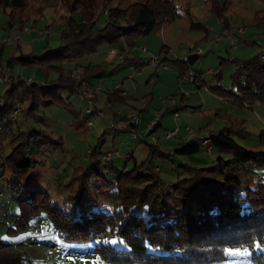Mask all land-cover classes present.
Listing matches in <instances>:
<instances>
[{
	"label": "rangeland",
	"instance_id": "rangeland-1",
	"mask_svg": "<svg viewBox=\"0 0 264 264\" xmlns=\"http://www.w3.org/2000/svg\"><path fill=\"white\" fill-rule=\"evenodd\" d=\"M171 1L180 16L139 39L134 49L121 40L118 44L103 46L99 52L69 59L62 65L63 69L73 73V78L91 66H102L104 72L83 83L84 93L63 90L60 102L41 106L40 115L49 119V125L30 119L25 122L22 116L26 104L19 105L17 111L20 113L15 112L14 116L23 128L26 131L31 128L43 130L56 143L42 149L34 146L32 151L37 164L21 175H13L8 169L3 171L0 178V240L6 248L14 247L25 253L34 264H113L105 262L91 242L64 240L45 213L32 219L24 231H13L20 212L17 198L31 190L47 191L52 202L59 203L62 208L76 202L75 199L67 202L69 198H66L80 195L81 175L90 164L89 151L100 145L102 154L119 155L112 160L121 173L125 168L130 171L135 165H142L149 157L150 146L160 144L168 153V158L156 160L166 200L181 208H187L188 203L174 196L171 184L177 182L184 165L204 167L220 156L231 159L230 152L218 148L208 154L207 146L203 144L201 151L194 155L174 154L181 141L210 137L234 124L250 133V136L235 134L240 146L261 150L259 135L264 130V102H242L217 89L234 91L239 96L233 81L237 69L235 62L264 53V0H219L220 14L213 11L206 0ZM107 7H110L109 2ZM100 12L102 10L97 9V14ZM72 14L75 20L81 19L80 12ZM25 15L23 23L17 17L14 27L10 28L9 15L0 9V101L10 84L1 81L5 77L1 66L8 69L16 82L20 77L28 84L43 85L59 78V73L43 67L24 66L17 57L43 53L46 47H60L71 12L61 0H28ZM107 20L105 13L98 14V27L105 26ZM193 23L200 25L192 27ZM46 29L53 33L48 37L40 36L39 32ZM17 35L22 38L20 45L14 40ZM4 40L11 42L4 43ZM141 48H146L147 53L141 52ZM111 50L116 54L110 53ZM197 51H201V57L188 64L186 70L182 69L180 63L198 54ZM122 54L124 59H118ZM153 56L158 58L155 65L151 63ZM132 57L138 58L142 66L137 71L127 62ZM12 58V66H8ZM261 59L264 63V57ZM209 71L213 72L210 76ZM180 72L185 73L181 80ZM190 73L197 77L196 83L191 82ZM111 93L117 96L112 103L108 102ZM93 111H102L103 116L91 114ZM134 115L140 117L136 132L127 130ZM154 124L160 125V130L152 132ZM187 128L193 133L186 131ZM165 130H177L178 135L168 139L163 134ZM134 133L138 139L132 138ZM1 142L9 154V141L2 139ZM104 155L100 156L101 160ZM104 173L109 179L114 177ZM256 176L264 181V169H258ZM91 184L88 181L86 191L81 193L85 198L89 196L85 200L90 202L103 195ZM229 252L241 254L229 255ZM259 252L264 253V246L257 248ZM251 257L252 252L248 250L228 249L227 259L215 264H254Z\"/></svg>",
	"mask_w": 264,
	"mask_h": 264
},
{
	"label": "trees",
	"instance_id": "trees-1",
	"mask_svg": "<svg viewBox=\"0 0 264 264\" xmlns=\"http://www.w3.org/2000/svg\"><path fill=\"white\" fill-rule=\"evenodd\" d=\"M114 1L116 5L112 4ZM207 1L212 10L220 14L219 0ZM27 3L28 0H0V9L11 19L10 28L14 27L17 17L24 22ZM61 3L71 12L62 34V45L55 49L46 47L40 54L17 57L24 66L43 67L59 73V78L40 85L28 84L19 77L17 82L9 84L3 101H0V178L4 169L13 175H21L34 168L37 160L32 148L42 149L56 143L43 130L31 128L26 131L23 128L14 116L19 105L26 104L22 116L25 122L30 119L49 125V119L40 115L41 106L60 102L63 90L84 93L81 89L83 83L104 72L102 66H91L73 78V73L62 67L66 61L99 52L103 46L115 45L121 40L134 49L139 39L180 16L171 0H61ZM97 9L102 10L98 14L108 16L103 27L97 25ZM74 12L81 13L80 20L74 19ZM199 25L193 23L192 27ZM1 53L2 50L0 57ZM200 57L198 54L189 56L180 63L181 68L186 70L188 64ZM261 57L264 53L235 62L237 69L233 81L239 96L221 88L217 89L219 93L233 95L242 102L248 100L251 104L255 100L264 102V63ZM13 60H9L8 66H12ZM127 62L142 67L138 58ZM184 74L180 72V80ZM108 95V102L116 100L115 94ZM127 128H135L133 121ZM160 128L154 124L152 132ZM236 128L233 124L216 135L178 144L174 154L194 155L201 151L204 139L209 141L205 145L208 154H212L213 148L231 153L230 160L220 156L204 167H182L177 182L171 184V191L176 198L188 203L187 208L166 200L156 160L168 158V153L160 144L150 146L149 157L142 165H135L130 171L125 168L121 173L112 160L119 155L112 153V157L107 158V154L101 153L100 145L89 151L90 164L81 175L80 195L66 198H69L67 202L74 199L76 202L62 208L59 203L52 202L47 191L31 190L17 198L20 212L13 231H24L32 219L45 213L64 240L93 243L95 251L107 263L215 264L227 259L228 249H234L252 252L253 263L262 264L264 253H257V245L264 246V181L256 176V172L264 169V130L259 135L261 150L253 151L236 142V133L250 136V133L241 128L236 131ZM2 139L9 141V154L4 150ZM102 155L104 160L100 159ZM104 172L114 177L109 179ZM88 181L103 194L91 202L85 200L89 196L81 195L86 191ZM113 240L117 243H111ZM0 264L34 262L14 247L6 248L0 240Z\"/></svg>",
	"mask_w": 264,
	"mask_h": 264
},
{
	"label": "built area",
	"instance_id": "built-area-1",
	"mask_svg": "<svg viewBox=\"0 0 264 264\" xmlns=\"http://www.w3.org/2000/svg\"><path fill=\"white\" fill-rule=\"evenodd\" d=\"M25 30H26V32L31 33V30H30V29L25 28ZM52 33H53V30L46 29V30H44V31H40V32H39V35L42 36V37H48V36H50ZM14 40H15V42H16L17 44H19L20 41L22 40V38H21L20 35H17L16 38H15ZM9 42H11V40H4V43H9ZM193 49H196V47L193 48ZM141 52H143V53H147L146 48H141ZM110 53H112V54H116V53H114V50L110 51ZM127 53L130 54V51H128ZM197 53H198V55H201V51H197ZM120 59H124V54L120 55ZM132 59H136V58H135V57H134V58L132 57ZM157 59H158V58H157L156 56H153V59H152L151 63H152L153 65H155V62L157 61ZM131 68H132L134 71H137V70L139 69V68L137 67L136 64H132V65H131ZM1 69L3 70V72H4V74H5V77H4L3 79H1L2 82H10V83H12V82H15V81H16V79L13 78V76H12L10 73H8V69H7V68H4V67L1 66ZM212 74H213L212 71H209V72H208V76H210V75H212ZM189 77H190L191 82L197 78V77L194 76L192 73L189 74ZM163 102H165V100H163ZM94 112H95V114L98 115V116H101V117L103 116L102 111H94ZM16 113H20V111L18 110V111H16ZM176 117L179 118V115L176 114ZM132 121H133V123H134V127H135L133 130L136 132V131H137V128L140 126V117H139L138 115H134V116H132ZM89 125L91 126V123H89ZM186 131H189L190 133H193V131L190 130L189 128H187ZM177 133H178L177 130H175V131H168V130H165V131L163 132V134H164L168 139L175 138V137L177 136ZM137 137H138V136H137V134H135V133L132 135V138H133V139H136ZM208 142H209V141H208L207 139H204V140H203L204 145H207ZM111 157H112V153L107 154V158H111Z\"/></svg>",
	"mask_w": 264,
	"mask_h": 264
},
{
	"label": "snow or ice",
	"instance_id": "snow-or-ice-1",
	"mask_svg": "<svg viewBox=\"0 0 264 264\" xmlns=\"http://www.w3.org/2000/svg\"><path fill=\"white\" fill-rule=\"evenodd\" d=\"M111 243L115 244V243H117V241L113 240V241H111ZM257 246L259 247V245H257ZM228 254L229 255H240L241 253H239V252H235V253L229 252Z\"/></svg>",
	"mask_w": 264,
	"mask_h": 264
},
{
	"label": "crops",
	"instance_id": "crops-1",
	"mask_svg": "<svg viewBox=\"0 0 264 264\" xmlns=\"http://www.w3.org/2000/svg\"><path fill=\"white\" fill-rule=\"evenodd\" d=\"M112 51V50H111ZM118 59H120V56H119V58ZM132 78H133V76H132ZM151 125V124H150ZM177 135H178V133H177Z\"/></svg>",
	"mask_w": 264,
	"mask_h": 264
}]
</instances>
